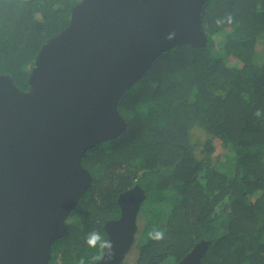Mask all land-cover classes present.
I'll list each match as a JSON object with an SVG mask.
<instances>
[{"label":"trees","instance_id":"1","mask_svg":"<svg viewBox=\"0 0 264 264\" xmlns=\"http://www.w3.org/2000/svg\"><path fill=\"white\" fill-rule=\"evenodd\" d=\"M78 1L0 0V74L28 90L41 46ZM202 25L205 46L164 52L120 99L127 127L84 155L93 183L48 264H94L104 248L89 233L107 240L119 194L136 185L146 200L125 264H177L203 240V264H264V0H206ZM214 140L226 150L216 160ZM145 228L163 239L142 240Z\"/></svg>","mask_w":264,"mask_h":264},{"label":"water","instance_id":"2","mask_svg":"<svg viewBox=\"0 0 264 264\" xmlns=\"http://www.w3.org/2000/svg\"><path fill=\"white\" fill-rule=\"evenodd\" d=\"M206 0H80L69 24L41 46L29 89L0 74V264H48L66 220L93 183L88 150L127 127L119 101L164 52L205 46ZM146 200L136 185L118 196L104 229L122 264ZM200 241L177 264H203Z\"/></svg>","mask_w":264,"mask_h":264},{"label":"clouds","instance_id":"3","mask_svg":"<svg viewBox=\"0 0 264 264\" xmlns=\"http://www.w3.org/2000/svg\"><path fill=\"white\" fill-rule=\"evenodd\" d=\"M164 233L163 232H150L148 234L149 239H163ZM86 243L89 244V246H99L100 248H105L107 249V257L108 259H112L114 256V253L112 251L113 245L110 241H105L101 234L99 232L93 231L89 233V238L86 240ZM105 257H96V259H102ZM80 264H84V261L81 260Z\"/></svg>","mask_w":264,"mask_h":264},{"label":"rangeland","instance_id":"4","mask_svg":"<svg viewBox=\"0 0 264 264\" xmlns=\"http://www.w3.org/2000/svg\"><path fill=\"white\" fill-rule=\"evenodd\" d=\"M262 56H263V59H264V52H262ZM229 61H228V64L229 65H238L237 63V60H236V58H229L228 59ZM214 145L216 146V152H215V154H214V159L216 160L217 158H218V156L220 155V154H224V153H226V150L224 149V147H223V145H222V143L220 142V141H218V140H214ZM73 218H71V217H69V218H67V222L69 221V220H72ZM141 219V216H139V214H138V217H137V226H138V232H137V234H136V241H137V243L139 242V228H141V224L139 223V220ZM156 229V228H155ZM150 232H153V233H155V230L154 229H152V228H145V230L143 229V232H142V235H141V239L142 240H145L146 239V234H149ZM130 256V255H129Z\"/></svg>","mask_w":264,"mask_h":264},{"label":"flooded vegetation","instance_id":"5","mask_svg":"<svg viewBox=\"0 0 264 264\" xmlns=\"http://www.w3.org/2000/svg\"><path fill=\"white\" fill-rule=\"evenodd\" d=\"M118 202V201H117ZM119 206V205H118ZM142 206V205H141ZM120 208V207H119ZM138 214H139V212H138ZM138 217V216H137ZM119 218V217H118ZM117 219V218H116ZM113 220H115V219H113ZM110 221V220H109ZM138 227V226H137ZM137 232H138V230H137ZM137 232H136V234H137ZM136 234H135V239H134V243L136 242ZM107 240H108V237H107ZM106 240V241H107ZM134 243H133V245H134ZM133 245H132V247H133ZM132 247L130 248V250L132 249ZM130 250L127 252V254H126V256H125V258H124V260H123V262H122V264H125L126 263V261L128 262V260H129V252H130ZM103 252H104V250H103ZM103 255V254H102ZM102 257V256H101ZM98 260H100V259H98ZM98 260H95V262H94V264L98 261Z\"/></svg>","mask_w":264,"mask_h":264}]
</instances>
